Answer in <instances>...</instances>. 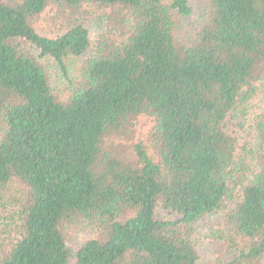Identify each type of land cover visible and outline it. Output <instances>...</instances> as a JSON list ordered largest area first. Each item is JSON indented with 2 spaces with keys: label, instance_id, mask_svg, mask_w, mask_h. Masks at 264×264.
Returning a JSON list of instances; mask_svg holds the SVG:
<instances>
[{
  "label": "trees",
  "instance_id": "16d2710c",
  "mask_svg": "<svg viewBox=\"0 0 264 264\" xmlns=\"http://www.w3.org/2000/svg\"><path fill=\"white\" fill-rule=\"evenodd\" d=\"M201 2L0 0V264H264V0Z\"/></svg>",
  "mask_w": 264,
  "mask_h": 264
},
{
  "label": "rangeland",
  "instance_id": "374dc122",
  "mask_svg": "<svg viewBox=\"0 0 264 264\" xmlns=\"http://www.w3.org/2000/svg\"><path fill=\"white\" fill-rule=\"evenodd\" d=\"M191 2L194 4L196 11L195 15L197 17L202 11L201 8L203 7V4L201 0H191ZM90 23V27L92 29V36L94 37L98 31L96 28L102 27V23L94 19H91ZM43 24H45V21L41 19L39 22V26L41 27ZM44 63L47 66L48 74L50 76L52 84L59 87V89H63L64 86L67 85V82L62 72L52 63L51 60H44ZM69 75L74 79L76 77V72L74 73L73 69L71 68V72H69ZM141 121L147 122V124L141 126L143 132H146L148 124H150V122H148L146 118H142ZM71 224L72 225L67 228L66 233L68 237L75 242H83L84 240L95 235V230L88 222L80 223L79 221ZM209 226V222L203 221L201 223V228L197 232V237L200 238V246L206 259H209L211 253L210 249L213 246V244L211 243L212 238L210 236L211 231L209 230Z\"/></svg>",
  "mask_w": 264,
  "mask_h": 264
}]
</instances>
